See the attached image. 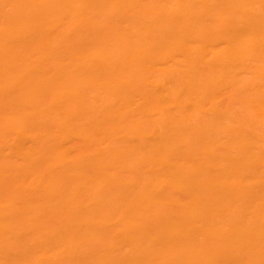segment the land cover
I'll list each match as a JSON object with an SVG mask.
<instances>
[{
	"label": "bare ground",
	"instance_id": "6f19581e",
	"mask_svg": "<svg viewBox=\"0 0 264 264\" xmlns=\"http://www.w3.org/2000/svg\"><path fill=\"white\" fill-rule=\"evenodd\" d=\"M0 264H264V0H0Z\"/></svg>",
	"mask_w": 264,
	"mask_h": 264
}]
</instances>
